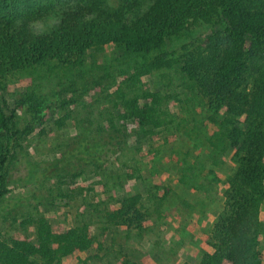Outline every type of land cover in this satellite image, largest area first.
<instances>
[{
    "label": "trees",
    "instance_id": "trees-1",
    "mask_svg": "<svg viewBox=\"0 0 264 264\" xmlns=\"http://www.w3.org/2000/svg\"><path fill=\"white\" fill-rule=\"evenodd\" d=\"M107 50L134 62L126 78L131 95L118 96L113 105L116 121L144 137L168 125L159 109L162 96L141 90L139 78L173 71L180 86L212 113L207 120L215 129L205 137L208 154L224 157L230 150L231 172L224 179L216 175V184L224 185L220 214L197 238L205 249L197 252L196 264H264V0H0V197L6 193L3 168L14 148L16 110L25 109L39 127L49 117L44 99L34 92L8 107L3 93L13 77L41 73L59 78L68 72L79 77L90 51ZM95 83L84 82L88 93L90 86L98 87ZM64 106L65 99L52 111ZM31 129L27 126L24 133ZM143 202L140 194L119 198L116 208L104 212L103 229L145 234L152 212L158 213ZM179 207L189 213V205ZM25 224L33 225L30 237L0 232V264H89L82 255L91 249L110 254L85 220L57 229L36 215ZM119 255L117 263L105 256L108 263L100 264H134Z\"/></svg>",
    "mask_w": 264,
    "mask_h": 264
},
{
    "label": "rangeland",
    "instance_id": "rangeland-1",
    "mask_svg": "<svg viewBox=\"0 0 264 264\" xmlns=\"http://www.w3.org/2000/svg\"><path fill=\"white\" fill-rule=\"evenodd\" d=\"M89 54L79 76L85 75L83 83L71 72L59 78L25 74L13 77L3 93L9 107L34 92L44 99L49 117L40 128L25 109L15 112L14 148L3 168L6 193L0 197V232L30 237L33 225L21 222L36 215L57 229L85 220L97 230L99 244L110 251L89 250L82 255L89 264L108 263L105 256L117 263L119 252L134 264H196L197 252L205 249L197 238L220 214L223 203L224 185L216 184V175L224 179L233 167L230 150L224 157L208 154L205 137L215 129L207 120L211 111L180 86L173 71L152 72L139 78V88L160 93L159 109L169 124L144 137L116 121L113 109L118 96L131 95L126 78L134 62L118 51ZM142 62L139 58V65ZM121 72H126L125 78ZM92 80L98 87L90 86L93 91L88 93L84 82ZM64 99L66 106L53 112ZM75 99L76 104L69 101ZM27 126L32 129L25 134ZM3 140L0 133V154ZM199 185L207 193L192 187ZM133 194L143 196L144 205L158 213L152 212L148 231L136 237L119 227L104 230V212ZM179 205H189V213Z\"/></svg>",
    "mask_w": 264,
    "mask_h": 264
},
{
    "label": "clouds",
    "instance_id": "clouds-1",
    "mask_svg": "<svg viewBox=\"0 0 264 264\" xmlns=\"http://www.w3.org/2000/svg\"><path fill=\"white\" fill-rule=\"evenodd\" d=\"M38 26L41 28V30H44V29H45V25H44V24H40V23L38 22Z\"/></svg>",
    "mask_w": 264,
    "mask_h": 264
}]
</instances>
